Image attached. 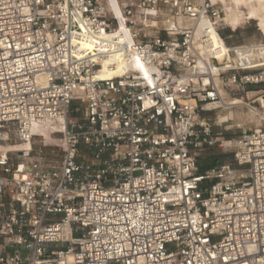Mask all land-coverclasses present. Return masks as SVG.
Segmentation results:
<instances>
[{
  "label": "built area",
  "instance_id": "built-area-1",
  "mask_svg": "<svg viewBox=\"0 0 264 264\" xmlns=\"http://www.w3.org/2000/svg\"><path fill=\"white\" fill-rule=\"evenodd\" d=\"M225 23L212 0H0V264H264V89L198 170L201 112L263 75L217 60Z\"/></svg>",
  "mask_w": 264,
  "mask_h": 264
},
{
  "label": "rangeland",
  "instance_id": "rangeland-1",
  "mask_svg": "<svg viewBox=\"0 0 264 264\" xmlns=\"http://www.w3.org/2000/svg\"><path fill=\"white\" fill-rule=\"evenodd\" d=\"M219 4L221 5L220 2ZM221 7L223 8L222 5ZM243 19L245 20L242 21ZM221 35L229 47H237L264 40V33L261 30L259 20L255 17H251L247 12L246 14H239L237 26L233 27L225 23L221 28ZM251 73H262L264 75V65L252 69ZM258 77L260 81L258 80L259 82L254 84H236L229 87L225 86V88L220 86L221 92L223 93V103L227 101L226 104H228V106L219 103L215 104L216 106H206L204 111L201 112V121L211 130L214 143L204 146L203 149L198 152L197 160L199 171H205L222 162H232L235 149L229 145L232 142L231 140L247 134L256 127V124L253 123L246 124V113L249 112V105L255 109L259 107L258 98L252 97L251 94H247V92L250 91L264 89V79L262 81L260 75L254 80L258 79ZM238 99L244 100L246 105L229 106L239 101ZM74 105H77V103ZM37 136H41L38 137L37 140L45 146L46 150L49 151L51 148H56L58 152L61 151L63 134L56 132L53 129V125L49 124L45 126L37 133Z\"/></svg>",
  "mask_w": 264,
  "mask_h": 264
},
{
  "label": "bare ground",
  "instance_id": "bare-ground-1",
  "mask_svg": "<svg viewBox=\"0 0 264 264\" xmlns=\"http://www.w3.org/2000/svg\"><path fill=\"white\" fill-rule=\"evenodd\" d=\"M212 1L221 3L224 10L225 21L230 26L233 27L237 26L239 22V14L240 13L246 14L247 12L251 17H255L259 20L261 30L264 33V0H212ZM160 14L163 17L162 22L165 26H171V25L175 26L177 24H181V20H174L173 18H171V16L170 17L168 16L166 11H162ZM244 20L245 19H243L242 21ZM210 48L215 50L216 58L221 63H228L229 65H235L236 60L237 61L241 60L244 64L247 65L246 68H250V69L258 68L264 65V40L261 42L249 43L237 47H228L227 45L224 44L223 39L219 36V34L214 31L211 34ZM229 48L232 51L230 55L227 54ZM110 64L111 62H105L103 64V69H101V71H99L98 73V76L100 78H113L122 73L123 69L120 63H117L116 67H110ZM255 78L256 76L253 77V79ZM263 79H264V75L262 77V81ZM256 80L258 81L259 77ZM223 100L224 99L222 98L220 104H224V106L225 105L228 106V104H226L227 101L226 103L225 102L223 103ZM237 105L244 106L246 105V103L244 100H239L234 104H230L229 106H237ZM247 123H253L256 124V126L260 124L257 108L255 109L250 105H249V112L246 113V124ZM29 146H30L29 142H25L22 144V148H27V147L29 148Z\"/></svg>",
  "mask_w": 264,
  "mask_h": 264
}]
</instances>
